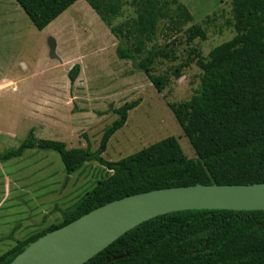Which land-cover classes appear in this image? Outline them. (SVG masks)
Returning <instances> with one entry per match:
<instances>
[{
  "label": "trees",
  "instance_id": "obj_1",
  "mask_svg": "<svg viewBox=\"0 0 264 264\" xmlns=\"http://www.w3.org/2000/svg\"><path fill=\"white\" fill-rule=\"evenodd\" d=\"M77 1L17 0L39 30ZM87 1L120 40L119 57L131 59L162 92L170 77L155 74L153 64L159 55H174L159 50L140 61L138 55L147 43L159 39L158 34L182 30L192 19L186 6L178 0H132L136 19L115 26L112 18L121 10L118 0ZM232 12L236 34L207 57L196 58L203 74L191 99L169 103L197 158H189L174 136L116 161L103 156L141 99L115 109L118 118L105 129L96 150L67 148L64 141L37 138L32 128L18 147L0 153V161L5 162L30 149L55 151L67 174L91 161L110 171L61 223L17 243L0 255V264H9L47 232L129 195L174 186L264 182V0H232ZM186 32L188 41L207 39L199 25ZM80 70L76 63L69 71L72 83ZM84 264H264V210L190 209L158 215L130 229Z\"/></svg>",
  "mask_w": 264,
  "mask_h": 264
},
{
  "label": "rangeland",
  "instance_id": "obj_2",
  "mask_svg": "<svg viewBox=\"0 0 264 264\" xmlns=\"http://www.w3.org/2000/svg\"><path fill=\"white\" fill-rule=\"evenodd\" d=\"M118 1L121 10L112 18L113 25L134 21L137 9L132 0ZM178 1L186 6L192 19L180 32L167 29L164 34H158L159 39L147 43L138 55L139 61L159 50L174 55V58L159 55L153 64L155 74L170 77L162 92L131 59L119 57L120 40L109 26L107 31L106 23L87 0H78L46 31L34 25L17 0H0V81L1 76L7 80L18 79L30 101L48 100L45 104L52 105V97H56L57 119L53 121L50 117V121L44 123L46 126L38 129V135L64 141L67 148L96 150L105 129L118 118L115 109L141 99V103L129 111L126 125L110 139L103 156L116 161L174 136L189 158H197L169 103L191 99L203 74L196 58L207 57L214 47L231 39L236 31L232 24V0ZM170 3V8L176 10V4ZM194 25L205 30L207 39L187 40L186 31ZM49 32L59 43L56 57L50 52ZM191 58L193 61L183 66ZM78 61L81 62L80 74L75 83L69 85V70ZM181 65L180 76H177ZM5 90H11L10 86H1L0 94L7 92ZM5 107L11 115L16 114L6 103ZM31 123L38 126L42 122L32 120ZM24 125L25 122L21 124ZM23 140L13 141L7 148H16ZM25 154L21 158L0 161V255L30 236L61 223L66 213L74 210L97 182L110 174L97 161L67 174L55 151L33 149ZM4 174L13 178L10 187L5 184Z\"/></svg>",
  "mask_w": 264,
  "mask_h": 264
},
{
  "label": "water",
  "instance_id": "obj_3",
  "mask_svg": "<svg viewBox=\"0 0 264 264\" xmlns=\"http://www.w3.org/2000/svg\"><path fill=\"white\" fill-rule=\"evenodd\" d=\"M50 47L54 55L55 44ZM190 209L264 210V182L253 184H195L141 192L99 206L79 218L40 236L9 264L16 262L38 244L86 233L92 228L114 236L91 251L78 264H84L124 233L158 215ZM119 258V257H117Z\"/></svg>",
  "mask_w": 264,
  "mask_h": 264
},
{
  "label": "crops",
  "instance_id": "obj_4",
  "mask_svg": "<svg viewBox=\"0 0 264 264\" xmlns=\"http://www.w3.org/2000/svg\"><path fill=\"white\" fill-rule=\"evenodd\" d=\"M54 21L52 23H50L47 27H45L43 30L46 31L47 29H49L54 24ZM106 27H107V31H109L108 30L109 27L107 24H106ZM48 36H49L48 37L49 38V48H50L51 55L53 57H56L57 56V49L59 46L58 40L56 39L55 36L50 35V32H49ZM51 40L55 44L54 55L52 54L51 47H50V43H51L50 41ZM78 63L81 66V62L78 61ZM36 72H35V74H36ZM18 74H20V73H17V75ZM68 78H69V76H68ZM0 82L2 83L0 85V87L1 86H6V87L10 86V89H11V90H5L7 92H1V94H0V102H1L0 104H2V106H3V109L0 110V120L3 121V122H0V148H7L8 146L11 145V143L13 141L16 142V141L23 140L25 137V134L29 133V131L32 129V127H34L33 129H34L35 136H37V138H42V137H39V135H38V129L40 127H45L46 125L44 123L50 121L49 120L50 117H52L53 121H55V119H57V117H55L56 112L54 109L56 97H52V100H53L52 105L51 104H45V102H48V100L43 101L40 99H31V101H30L29 97H27L26 94H24V92H22V87H21L18 79L12 78L10 80L9 79L7 80L5 78V76H1ZM71 83L72 82L70 81V78H69V85H71ZM11 84H13V85H11ZM5 103H6V106L7 105L10 106L16 114L11 115L10 113H8L6 111L7 109L5 107ZM13 103H14V105L12 106ZM44 107H49V109H45ZM50 108H53V109L50 110ZM17 110H18V112H17ZM46 111H48V112H46ZM29 118H31V120H29ZM32 120H35V121L39 120L42 123L38 126L37 125L35 126L34 123H31ZM20 121H21V123H20ZM23 122H25L24 127L21 126V124H23ZM7 149H4V150H7ZM30 150H33V149H30ZM3 151H0V153H2ZM25 153H24V155H26ZM12 180H13V178L9 174H4L5 184H7V185L9 184V187H10V183Z\"/></svg>",
  "mask_w": 264,
  "mask_h": 264
},
{
  "label": "bare ground",
  "instance_id": "obj_5",
  "mask_svg": "<svg viewBox=\"0 0 264 264\" xmlns=\"http://www.w3.org/2000/svg\"><path fill=\"white\" fill-rule=\"evenodd\" d=\"M113 236L114 234L103 235L92 228L84 234L68 235L60 240L38 244L27 251L16 264H78Z\"/></svg>",
  "mask_w": 264,
  "mask_h": 264
}]
</instances>
